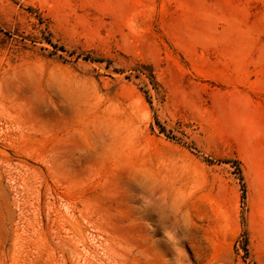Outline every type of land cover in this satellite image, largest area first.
<instances>
[{
    "label": "rangeland",
    "instance_id": "1",
    "mask_svg": "<svg viewBox=\"0 0 264 264\" xmlns=\"http://www.w3.org/2000/svg\"><path fill=\"white\" fill-rule=\"evenodd\" d=\"M0 264H264V0H0Z\"/></svg>",
    "mask_w": 264,
    "mask_h": 264
}]
</instances>
